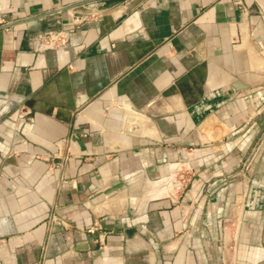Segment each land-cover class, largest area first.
Returning <instances> with one entry per match:
<instances>
[{"label":"crops","instance_id":"0c3cea01","mask_svg":"<svg viewBox=\"0 0 264 264\" xmlns=\"http://www.w3.org/2000/svg\"><path fill=\"white\" fill-rule=\"evenodd\" d=\"M234 1L0 0V264H264V0Z\"/></svg>","mask_w":264,"mask_h":264},{"label":"built area","instance_id":"2783aa9c","mask_svg":"<svg viewBox=\"0 0 264 264\" xmlns=\"http://www.w3.org/2000/svg\"><path fill=\"white\" fill-rule=\"evenodd\" d=\"M235 4L240 5V0H235L234 1ZM79 20L75 19L74 20V24H79ZM68 36V32H58V33H51V32H46L43 33L41 35H39L36 39H34L31 44L32 47L34 46L35 48H48V49H56L59 48L61 46H63L66 42V37ZM241 161V160H240ZM252 158H247L242 160V168L243 170H247L248 167L251 165L252 163ZM179 178L182 182H184L185 180L183 179V173H180ZM258 185L257 181L251 180L250 181V185ZM211 184L206 181L205 183H199V185H197V187H194L195 190H197V194L194 197L195 202H198V197H200V193H201V189H207L209 188ZM179 188V185L177 186V189ZM95 230H97L96 227H92L88 230V232L93 233Z\"/></svg>","mask_w":264,"mask_h":264},{"label":"rangeland","instance_id":"374dc122","mask_svg":"<svg viewBox=\"0 0 264 264\" xmlns=\"http://www.w3.org/2000/svg\"><path fill=\"white\" fill-rule=\"evenodd\" d=\"M232 213H234V214H235V213H236V210H235V211L233 210V212H232Z\"/></svg>","mask_w":264,"mask_h":264},{"label":"bare ground","instance_id":"6f19581e","mask_svg":"<svg viewBox=\"0 0 264 264\" xmlns=\"http://www.w3.org/2000/svg\"><path fill=\"white\" fill-rule=\"evenodd\" d=\"M158 192H159V191H158ZM158 192H157V193H158Z\"/></svg>","mask_w":264,"mask_h":264},{"label":"water","instance_id":"95a60500","mask_svg":"<svg viewBox=\"0 0 264 264\" xmlns=\"http://www.w3.org/2000/svg\"><path fill=\"white\" fill-rule=\"evenodd\" d=\"M16 115V114H15Z\"/></svg>","mask_w":264,"mask_h":264}]
</instances>
